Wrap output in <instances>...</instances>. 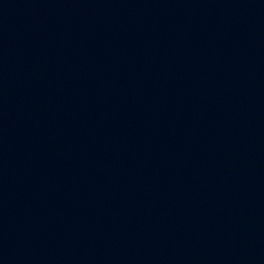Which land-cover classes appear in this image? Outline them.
Segmentation results:
<instances>
[{"label":"water","instance_id":"obj_1","mask_svg":"<svg viewBox=\"0 0 264 264\" xmlns=\"http://www.w3.org/2000/svg\"><path fill=\"white\" fill-rule=\"evenodd\" d=\"M10 264H264V0H0Z\"/></svg>","mask_w":264,"mask_h":264}]
</instances>
